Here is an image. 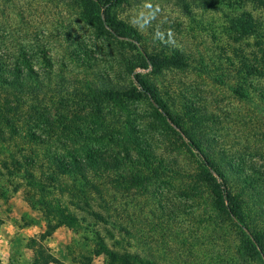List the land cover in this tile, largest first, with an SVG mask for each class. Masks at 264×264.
<instances>
[{"label":"trees","instance_id":"trees-1","mask_svg":"<svg viewBox=\"0 0 264 264\" xmlns=\"http://www.w3.org/2000/svg\"><path fill=\"white\" fill-rule=\"evenodd\" d=\"M231 1L174 0L188 16L193 14V5L224 10L229 47L217 55L214 65L202 58L195 66L192 55L181 48H143L141 32L118 15L119 8L131 0H75L80 16L99 40L97 53L110 52L121 65L123 77L97 72L92 63L98 57L84 45H78L72 55L86 76L80 85L56 71L50 60L37 69L25 49L17 55L1 52L0 200L18 192L20 183L13 186L12 178L19 179L36 192L30 200L49 222L53 217L74 229H89L83 223L88 215L126 232L109 214L94 209L91 189L105 202L101 206L106 210L114 200L105 192L112 187L122 194L136 188L154 198L164 182L179 180L181 185L174 189L187 208H203L211 220L209 227L217 230L214 233L236 239L230 245L234 251L231 264H264V161L261 166L249 161L250 151L258 144L241 141L243 151L231 154L211 133L220 129L216 115L208 108L193 107L186 98L175 104L171 92L161 91L151 79L164 71L195 68L255 111L262 125L264 23L253 10L239 8L230 13L222 8L233 5ZM240 2L264 11V0ZM251 38H255L256 50L250 54ZM137 69L150 73L143 75ZM143 102L148 103V110L141 107ZM40 147L48 172L45 163L39 164ZM62 178L73 182L71 189L59 188L74 200L68 204L51 191ZM94 180L103 182L96 185ZM95 234L98 249L107 256L106 264H159L137 253L115 250L100 231ZM32 248L41 264H60L42 244L33 243Z\"/></svg>","mask_w":264,"mask_h":264},{"label":"rangeland","instance_id":"rangeland-1","mask_svg":"<svg viewBox=\"0 0 264 264\" xmlns=\"http://www.w3.org/2000/svg\"><path fill=\"white\" fill-rule=\"evenodd\" d=\"M230 3L233 5L222 8L230 13L239 8L253 10L264 23V11L254 10L253 4L247 2L243 5L240 0ZM223 11L193 5V14L188 16L174 0H131L119 8L118 15L141 32L145 38L143 48L149 51L181 48L192 55V62L197 66L202 58L214 65L217 55H222L223 48L229 47L228 23ZM254 42L255 38L249 40L251 45L247 53L256 50ZM125 43L129 44L128 41ZM78 45H84L89 53L97 55L98 60L92 63H95L97 72L111 77L124 76L121 65L110 52L97 53L99 40L89 24L83 21L75 0H0V53L8 51L17 55L20 49H25L37 69L50 60L56 71L61 70L65 77L80 85L86 77L84 69L72 58L79 49ZM136 72L150 73L141 69ZM92 77L91 74L87 76L89 80ZM151 79L161 91L171 92L175 104H182L186 98L193 107L208 108L216 115L220 129H216L219 130L217 133L212 129L211 133L220 138V146L231 154L243 151L241 141L258 144L259 148L250 151L249 161L261 166L264 161L261 158L264 123L261 125L255 119L257 115L249 106L239 103L231 92L195 68L185 72L164 71ZM141 107L149 109L147 102ZM43 149L38 148L39 164L45 163L48 172ZM94 182L100 185L103 180ZM18 183V192L0 200V264H41L35 259L33 243L42 244L60 264H106L108 259L98 249L96 231H100L111 248L137 253L159 264H231L230 259L234 258L230 245L237 243L236 239L223 232L214 233L217 230L209 227L211 220L203 208H187L174 189L181 185L179 180L164 182L154 198L151 193L136 188L122 194L112 187L105 192L114 200L107 211L101 206L105 202L90 190L95 199L94 209L109 214L111 221H117L128 232L112 229L110 227L114 226L97 222L88 215L83 223L89 229H74L53 217L49 222L43 210L30 200L32 195H37L36 192L22 185L19 179L12 178L13 186ZM57 185V190L50 187L53 196L62 197L66 204L74 201L59 191L62 185L71 189L73 182L70 179L62 178ZM7 186L12 190L11 184ZM71 210L76 211L74 206ZM77 213L84 215L80 211Z\"/></svg>","mask_w":264,"mask_h":264}]
</instances>
